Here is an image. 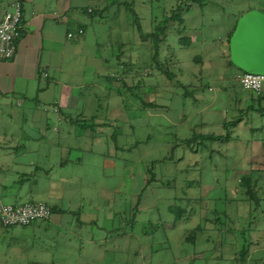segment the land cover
I'll use <instances>...</instances> for the list:
<instances>
[{"label": "rangeland", "instance_id": "rangeland-1", "mask_svg": "<svg viewBox=\"0 0 264 264\" xmlns=\"http://www.w3.org/2000/svg\"><path fill=\"white\" fill-rule=\"evenodd\" d=\"M99 1L109 8L96 26L108 62L98 82L109 89L96 92L103 116L108 99L126 114L110 122L121 127L115 138L104 136L120 146L119 167L102 169L96 162L98 192L82 217L98 218L90 232L76 223L78 216L62 224L55 216L40 220L36 231L0 225V264H264V101L234 115L240 70L227 61L229 33L244 11L264 12V0ZM180 5L183 22L168 23L160 44L159 62L175 74L169 79L154 67L151 44L141 40L138 26L150 33ZM119 79L135 87L117 89ZM150 96L157 106L149 105ZM239 118L238 127L224 128ZM7 123L13 128L18 121ZM192 134L222 139L196 136L189 147L183 140ZM149 169L158 181L146 186ZM243 177L256 183V200L240 185ZM174 225L176 233L167 229ZM173 236L194 240L166 241ZM242 249L247 261L239 257Z\"/></svg>", "mask_w": 264, "mask_h": 264}, {"label": "crops", "instance_id": "crops-1", "mask_svg": "<svg viewBox=\"0 0 264 264\" xmlns=\"http://www.w3.org/2000/svg\"><path fill=\"white\" fill-rule=\"evenodd\" d=\"M13 1L0 0V20ZM106 7L108 1L99 0H24L16 53L11 59H0V203L41 202L58 210L52 215L59 218L57 223L62 224L68 216H78L76 223L89 228V232L98 218L94 214L87 220L82 217L87 216L85 207L98 192L96 162L101 160L102 169L105 164L119 167L120 146L111 145L110 140L121 127L110 122L126 115L122 106L111 108L113 99H108L103 116L102 99L96 92L109 89V84L98 82V78H105L102 71L108 62L100 52L96 32L103 18L93 16L89 10L100 12ZM79 29L84 31L82 35L68 39V33H77ZM96 62H100V69L92 66ZM114 82L117 89L135 87L134 82L126 79ZM239 91L232 99L234 115H243L245 109L264 101L258 102L259 96L243 90L241 85ZM118 96L123 101L120 92ZM148 99L149 104H155L151 96ZM9 106L19 108L21 113ZM9 119L18 121L15 127L8 128ZM72 125L82 128L73 131ZM105 135L111 139L105 140ZM134 172L133 169L131 177ZM146 177L147 181L152 177L149 171ZM157 181L154 177L151 183ZM31 226L36 231L40 225L36 222ZM167 229L176 233L175 225ZM171 238L178 243L190 239L173 236L166 241ZM90 240L94 241L92 237ZM249 258L248 253L243 260Z\"/></svg>", "mask_w": 264, "mask_h": 264}, {"label": "built area", "instance_id": "built-area-1", "mask_svg": "<svg viewBox=\"0 0 264 264\" xmlns=\"http://www.w3.org/2000/svg\"><path fill=\"white\" fill-rule=\"evenodd\" d=\"M23 1L14 0L10 9L6 11L0 20V59L8 60L13 58L17 50V44L21 37L23 26ZM91 11V9L89 10ZM83 30L77 33H68V39L82 35ZM241 87L245 91L259 96L264 88V75L241 72L237 76ZM51 208L41 202H31L22 205H10L0 203V224L3 226L30 225L38 220L51 217Z\"/></svg>", "mask_w": 264, "mask_h": 264}, {"label": "water", "instance_id": "water-1", "mask_svg": "<svg viewBox=\"0 0 264 264\" xmlns=\"http://www.w3.org/2000/svg\"><path fill=\"white\" fill-rule=\"evenodd\" d=\"M229 59L242 72L264 75V12L251 9L238 19L229 39Z\"/></svg>", "mask_w": 264, "mask_h": 264}, {"label": "trees", "instance_id": "trees-1", "mask_svg": "<svg viewBox=\"0 0 264 264\" xmlns=\"http://www.w3.org/2000/svg\"><path fill=\"white\" fill-rule=\"evenodd\" d=\"M183 5V4H182ZM182 5H180L176 10H173L170 15H167L165 17V20H163L164 24H162L163 22H161L159 25L155 26V28L153 29V31H151L150 33H143L140 29V27L138 26L139 32H140V38L143 42H150L151 44V49H152V61H153V65L154 67L158 68V71L164 75H166L169 79H172L175 77V74L170 71L168 68L164 69L163 66H161L162 64H160L159 62V53H160V44L164 41L165 39V35H164V30L167 27L168 23L170 22H176L178 21L179 23L183 22V18H182V14L180 13L181 11H184L185 9L182 8ZM109 8V7H108ZM108 8H104L103 10L99 11H94L93 9H91L90 13H92V15H97L101 18H104L106 16L107 10ZM135 15V13H134ZM240 17V16H239ZM137 20V18H136ZM236 27V26H235ZM235 27L233 28V30L229 33L228 35V41L231 37V35L233 34ZM179 32L181 31V29H178ZM190 41L186 40L184 41V44L187 45L189 44ZM131 62H129L130 64ZM228 63L231 66H234L231 61L229 60V56H228ZM121 65H123V67L125 65H129L128 62H121ZM240 72H242L240 70ZM127 77V76H126ZM237 79V78H236ZM122 80V79H121ZM125 80V79H124ZM264 100V96L263 94L259 95L258 97V102H262ZM260 104V103H259ZM151 107H155L157 105L155 104H149ZM254 108H250V110H252ZM241 118L234 120V121H227L226 123H224V128L230 129L232 127H236L238 125V123H240ZM229 132L227 133V139H229L228 136ZM203 139V140H221L222 137L221 136H215V135H201V134H193L192 137L190 138H186L183 140L184 144H186L187 146L190 147V145L192 144V141L195 140V138L197 137ZM152 170V169H151ZM150 169L148 171H151ZM154 180V177L152 176L148 181L147 184H150L152 181ZM146 184V185H147ZM240 185H242L245 189H246V194L250 197V199L252 200H256L257 199V195H256V183L250 178V177H243L240 180ZM58 210H55L54 208H51V216L53 214H55ZM51 218V217H50ZM48 218V219H50ZM48 219H44L48 220ZM40 221V220H38ZM30 224V225H25V226H31L34 225L36 222ZM3 228L8 229L10 227L13 226H3L2 224H0ZM248 254V251L246 249H242L240 256L242 257L241 259L245 260V256Z\"/></svg>", "mask_w": 264, "mask_h": 264}]
</instances>
